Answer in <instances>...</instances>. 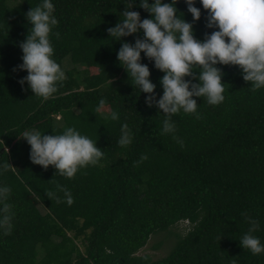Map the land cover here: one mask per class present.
Listing matches in <instances>:
<instances>
[{
  "label": "trees",
  "instance_id": "obj_1",
  "mask_svg": "<svg viewBox=\"0 0 264 264\" xmlns=\"http://www.w3.org/2000/svg\"><path fill=\"white\" fill-rule=\"evenodd\" d=\"M42 2L0 0V165H13L0 169V187L11 188L7 202L14 213L11 234L0 229V264H264V253L253 255L240 244L250 227L245 214L259 221L253 235L264 244V87L253 92L239 66L218 64L224 101L210 105L206 97H193L200 118L181 109L172 117L175 133L165 134L167 117L147 106L149 94L117 59L122 43H134L143 31L120 40L107 32L124 19L132 0H52L58 24L49 39L66 78L45 100L18 82L27 70L14 71L23 63L20 43L32 27L26 13ZM195 6L201 9L198 21L185 0H177V15L192 22L193 35L203 40L218 29L207 27L201 0ZM129 10L152 18L140 0ZM141 57L159 99L165 73L143 52ZM101 99L105 107L96 112ZM112 111L118 120L110 118ZM124 123L133 133L127 147L118 143ZM67 127L105 153L71 179L54 166L33 164L31 146L19 138L32 130L63 134ZM142 154L148 159L134 167ZM57 185L71 191V206ZM181 220L190 228L168 254H136L151 234Z\"/></svg>",
  "mask_w": 264,
  "mask_h": 264
},
{
  "label": "clouds",
  "instance_id": "obj_2",
  "mask_svg": "<svg viewBox=\"0 0 264 264\" xmlns=\"http://www.w3.org/2000/svg\"><path fill=\"white\" fill-rule=\"evenodd\" d=\"M187 10L192 14L193 21L201 17V9L195 6V0H185ZM203 9L207 10V27L216 28L210 34H205L203 40L193 35V23L177 15V0L164 3L162 0H140V7L151 14L152 18L141 19L138 11H131L133 0L123 11L124 19L109 27L107 32L115 40L131 36L140 30L143 37H137L134 43H122L117 59L126 69L134 84L141 92L149 95L145 98L148 107L155 105L167 117L163 122V133H175L176 126L172 117L183 109L184 113L196 114L198 103L193 97H206L210 105H218L225 99V91L221 65H237L243 73V79L251 82L254 92L264 87V0H201ZM52 0H43L27 13V20L32 27L24 41L20 43L23 52V63L14 68L27 70V75L18 82H25L32 92L44 98L51 97L58 91V84L66 76L60 64L54 59V49L49 36L58 24L53 15ZM59 38V33H55ZM154 61L155 68L165 73L161 78L163 94L156 98V84L150 80V69L141 63V53ZM199 69L197 73L194 71ZM190 77L191 79H186ZM198 80L199 82H193ZM105 107V100L99 101L96 112ZM112 120H118L119 114L110 112ZM19 138L26 139L30 148V160L41 165L44 170L51 165L56 172L69 179L73 178L79 169L89 165L95 166L105 153L85 135H81L74 127H67L63 134H42L38 130L25 131ZM177 142L183 146V141L177 137ZM133 133L127 123L121 126V136L118 141L121 147L132 143ZM148 159L142 154L133 166H139ZM13 165L4 162L0 169L7 172ZM64 193V200L71 206L74 203L72 193L67 188L57 185ZM11 188L0 187V229L5 235L11 234L13 205L8 203ZM46 195L57 203L61 198L55 192L48 191ZM250 227L243 235L240 244L249 249L253 255L264 253V244L253 233L259 228V221L245 214ZM187 221V220H186ZM220 237L219 239H221Z\"/></svg>",
  "mask_w": 264,
  "mask_h": 264
},
{
  "label": "rangeland",
  "instance_id": "obj_3",
  "mask_svg": "<svg viewBox=\"0 0 264 264\" xmlns=\"http://www.w3.org/2000/svg\"><path fill=\"white\" fill-rule=\"evenodd\" d=\"M9 1L12 3L17 0ZM66 62L67 60L65 58L63 64L65 65ZM39 207L41 208V211L44 212V209L41 206ZM189 228V221L181 220L165 230H158L150 235L146 244L139 249L136 254H147L153 259L161 258L170 252L176 241L180 238L179 236L184 235Z\"/></svg>",
  "mask_w": 264,
  "mask_h": 264
}]
</instances>
